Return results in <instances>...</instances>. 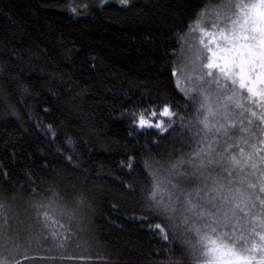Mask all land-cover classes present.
I'll return each instance as SVG.
<instances>
[{"label":"trees","instance_id":"trees-1","mask_svg":"<svg viewBox=\"0 0 264 264\" xmlns=\"http://www.w3.org/2000/svg\"><path fill=\"white\" fill-rule=\"evenodd\" d=\"M221 3L0 0V204L14 239L5 251L25 247L26 231L35 250L12 264H196L179 205L160 217L148 197L154 184L164 192L179 183L171 165L194 152L205 97L215 106L195 26L214 23ZM165 104L176 113L166 132L130 115ZM238 113L230 122L239 128ZM245 116L252 128L230 129L234 141L262 147L251 132L264 125Z\"/></svg>","mask_w":264,"mask_h":264},{"label":"snow or ice","instance_id":"snow-or-ice-1","mask_svg":"<svg viewBox=\"0 0 264 264\" xmlns=\"http://www.w3.org/2000/svg\"><path fill=\"white\" fill-rule=\"evenodd\" d=\"M120 2L127 6L129 0ZM215 17L208 28L200 21L195 26L205 61L202 67L219 93L215 106L205 97L199 107L202 118L197 121L201 127L194 137L197 146L187 160L171 165L179 183L171 184V190L166 188L164 192L154 184L148 200L160 217H171L179 205L183 223L197 237V243L191 246L196 264H264V155H260L264 151V127L251 132V139H258L262 147L249 144L248 139L234 141L235 131L230 132L252 128L253 121L246 113L264 125V0H223ZM237 109L239 128L230 122ZM130 115L138 128L166 132L176 113L165 104ZM245 120L248 128L243 126ZM241 144L253 151L246 153ZM48 207L69 221L74 219L71 212ZM2 209L0 204V264H12L5 249L13 243V237L4 230L7 220ZM51 219L45 212L43 223ZM154 230L168 239L161 224H155ZM58 246H64L63 240ZM34 258L24 256V260ZM15 264L21 261L17 259Z\"/></svg>","mask_w":264,"mask_h":264},{"label":"rangeland","instance_id":"rangeland-1","mask_svg":"<svg viewBox=\"0 0 264 264\" xmlns=\"http://www.w3.org/2000/svg\"><path fill=\"white\" fill-rule=\"evenodd\" d=\"M195 60H197V56H196V52H195V54H193V57L192 58H190V60H189V62H188V65L191 67H193V70L195 69V66H196V64H195ZM205 61L203 60V57L201 56V58L199 59V63H201V64H203ZM206 72H207V69H204V73H205V75H206ZM192 75V76H191ZM195 75H197L196 73H192V74H189L188 76H191L190 77V79H193V78H195ZM214 76H215V73H214ZM196 77H198V76H196ZM10 210H7L6 212H9ZM9 220V219H8ZM7 220V221H8ZM10 221V220H9ZM11 222V221H10ZM11 223H9V222H7L6 224H5V227H7V225H10ZM189 232H191V231H189ZM26 233L27 234H25L26 235V238H27V240L25 241V247H19V248H17V251L18 252H16V253H18V255H20V254H22V253H28V251L29 252H35V250L32 248V246H31V244L29 243V239H32V237H30V236H32V235H34V233H32V232H30V233H28V231H26ZM191 234H192V236H189L188 237V239H187V241L189 242V245H190V247L192 246V245H194V244H196L197 243V237L195 236V234L193 233V232H191ZM30 237V238H29ZM13 241H14V239H13ZM191 250H192V247H191ZM192 252H193V250H192ZM16 253H13L12 251H5V254L6 255H10V258L13 260V257L16 255ZM32 262V261H31ZM31 262L30 261H21V264H31Z\"/></svg>","mask_w":264,"mask_h":264}]
</instances>
